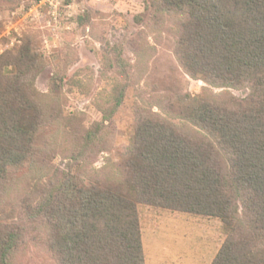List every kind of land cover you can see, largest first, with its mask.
I'll list each match as a JSON object with an SVG mask.
<instances>
[{
	"label": "trees",
	"instance_id": "1",
	"mask_svg": "<svg viewBox=\"0 0 264 264\" xmlns=\"http://www.w3.org/2000/svg\"><path fill=\"white\" fill-rule=\"evenodd\" d=\"M151 1L182 16L175 53L192 77L249 89L224 103L188 94L175 110L214 139L227 164L211 145L155 114L139 115L120 176L87 184L71 171L49 176L30 186L19 218L10 219L4 197L45 168L38 144L46 111L34 92L39 55L28 44L6 52L0 56V264H13L32 223L48 227L44 244L59 264H145L143 206L219 219L226 237L210 264H264V0ZM99 129L88 131L87 140ZM22 169L26 174L15 177Z\"/></svg>",
	"mask_w": 264,
	"mask_h": 264
},
{
	"label": "rangeland",
	"instance_id": "2",
	"mask_svg": "<svg viewBox=\"0 0 264 264\" xmlns=\"http://www.w3.org/2000/svg\"><path fill=\"white\" fill-rule=\"evenodd\" d=\"M50 1L0 0V56L27 44L39 55L34 92L46 111L38 144L46 165L41 179L21 178L2 200L10 219L19 218L30 186L49 176L71 171L85 184L120 176L139 115L155 114L211 145L227 164L214 139L175 110L188 94L224 103L244 98L249 89L210 85L184 69L175 53L180 14L151 0ZM138 210L145 264H210L226 237L214 217ZM48 232L45 225L28 224L12 263L59 264L44 244Z\"/></svg>",
	"mask_w": 264,
	"mask_h": 264
},
{
	"label": "built area",
	"instance_id": "3",
	"mask_svg": "<svg viewBox=\"0 0 264 264\" xmlns=\"http://www.w3.org/2000/svg\"><path fill=\"white\" fill-rule=\"evenodd\" d=\"M40 1V3H45L46 1L48 2V3H52L50 0H39Z\"/></svg>",
	"mask_w": 264,
	"mask_h": 264
}]
</instances>
